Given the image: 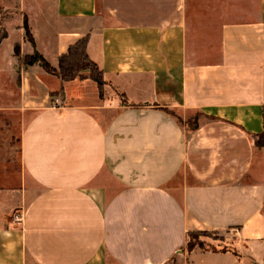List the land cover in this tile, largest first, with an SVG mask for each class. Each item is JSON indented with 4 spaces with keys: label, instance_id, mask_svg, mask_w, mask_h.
<instances>
[{
    "label": "crops",
    "instance_id": "1",
    "mask_svg": "<svg viewBox=\"0 0 264 264\" xmlns=\"http://www.w3.org/2000/svg\"><path fill=\"white\" fill-rule=\"evenodd\" d=\"M19 5L21 50L55 65L87 36L105 92L39 64L0 92V133L20 126L0 264H264V0ZM194 231L224 247L187 250Z\"/></svg>",
    "mask_w": 264,
    "mask_h": 264
},
{
    "label": "rangeland",
    "instance_id": "2",
    "mask_svg": "<svg viewBox=\"0 0 264 264\" xmlns=\"http://www.w3.org/2000/svg\"><path fill=\"white\" fill-rule=\"evenodd\" d=\"M19 0H0V27L6 29V31L12 29L15 30L11 33L10 38L5 40L3 44L0 46V92L4 90H8L9 95L12 97H16L17 89L19 88V70L21 66L18 63V58L14 55V46L18 45L20 54H28L24 53L19 43L20 32L19 28L22 26L23 19L27 20L29 31L32 35V28L37 27L35 24L32 25L31 21L34 22L32 16H28L26 11L27 8L22 10L19 7ZM31 20V21H30ZM23 31H21V35L25 40L27 37L25 36ZM35 34L40 39H44V32L35 31ZM28 41V40H27ZM52 64V63H51ZM78 79V78H76ZM80 80L81 92L87 93L92 90V85L89 84L90 79H78ZM92 81V80H91ZM93 82V81H92ZM75 86L74 83L68 85V89L72 92L78 90V87ZM104 83L102 84V91L105 92ZM2 94V93H0ZM5 97L0 96V102L3 101ZM13 115L8 116L9 121H11V126L9 132L0 133V172L3 173L5 169H7L6 175L0 176V187L8 185L11 187L15 185L17 182V176L20 172V164L18 159V133L20 130L19 124H17L14 120ZM5 119V117H3ZM2 119V120H3ZM12 133V135H11ZM4 158V159H3ZM19 177V176H18ZM221 235V234H220ZM222 236V235H221ZM219 235L213 232H205L198 233L197 235H193L189 238L191 244L195 245V248H198L200 245L205 249H213L216 247H224L223 242L220 243L218 240ZM231 241L227 240L226 244L230 245ZM200 249V248H199Z\"/></svg>",
    "mask_w": 264,
    "mask_h": 264
},
{
    "label": "trees",
    "instance_id": "3",
    "mask_svg": "<svg viewBox=\"0 0 264 264\" xmlns=\"http://www.w3.org/2000/svg\"><path fill=\"white\" fill-rule=\"evenodd\" d=\"M22 27L24 28L25 36L29 42H32V35L29 31L27 20L24 18ZM8 32L5 28L0 27V43L7 38ZM88 38L82 37L73 44L68 45L66 50L62 52L58 58L55 65L50 64L46 61L39 52H32L31 54H20L19 46H14V55L18 58V63L21 67H27L33 64H39L44 71L56 75L61 82L72 81L76 78L78 79H90L95 82L98 94L101 96L102 84H103V73L98 68L96 63L92 61L86 52ZM62 90V89H61ZM56 92H52L51 95ZM253 141L256 147H264V132L253 135ZM213 232L219 235L218 240H222L221 236L216 231H194L187 234L186 249L192 250L195 248V245L191 244L189 238L198 233ZM202 248L200 245L198 249Z\"/></svg>",
    "mask_w": 264,
    "mask_h": 264
},
{
    "label": "built area",
    "instance_id": "4",
    "mask_svg": "<svg viewBox=\"0 0 264 264\" xmlns=\"http://www.w3.org/2000/svg\"><path fill=\"white\" fill-rule=\"evenodd\" d=\"M56 101V100H55Z\"/></svg>",
    "mask_w": 264,
    "mask_h": 264
}]
</instances>
